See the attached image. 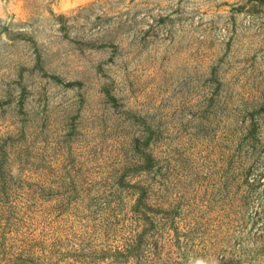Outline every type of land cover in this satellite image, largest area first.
<instances>
[{
    "label": "rangeland",
    "instance_id": "obj_1",
    "mask_svg": "<svg viewBox=\"0 0 264 264\" xmlns=\"http://www.w3.org/2000/svg\"><path fill=\"white\" fill-rule=\"evenodd\" d=\"M41 243L264 264V4L0 0V264Z\"/></svg>",
    "mask_w": 264,
    "mask_h": 264
},
{
    "label": "trees",
    "instance_id": "obj_2",
    "mask_svg": "<svg viewBox=\"0 0 264 264\" xmlns=\"http://www.w3.org/2000/svg\"><path fill=\"white\" fill-rule=\"evenodd\" d=\"M257 1L262 3V4H264V0H257ZM72 85H73V83H68V86H72ZM110 98H111V100H115L113 97H110ZM140 202H142V197H140L138 199V205L140 204ZM2 207H3V205H2ZM137 208H139V207L137 206ZM2 216H3V211H2ZM3 218H4V216L2 217V222L4 220ZM26 245H27V243L25 244V246ZM155 245L157 246L158 244H155ZM137 246H138L139 250L141 251L140 257H141V259H143V257H144L143 254L145 252L144 245L140 241L137 244ZM30 247H31L30 249H25V247L19 248L20 249L19 251L20 252L21 251L24 252L26 255H22V257L20 258V261H19V255L21 253L20 254L16 253L14 260L19 261L18 264H28L30 262H34V261H28V260H36L38 262H42L43 264H50L51 262L55 261V257L50 255L51 249L47 248V246H45L43 243H41V245H40V247L43 248L42 249L43 251H40L39 253H38V250L36 251V247H37L36 244L35 245H33V244L30 245ZM122 249L123 250L118 251L117 253H116V250H113L111 255H110V258L112 257L114 260H116V256L115 255H123V256L125 255V257H129L130 253L134 252L135 250H137V253H138L137 254L136 251H135L136 255L139 256V254H140L139 250L137 248L134 249V247L132 246V243L129 242V241H127L125 243V246L122 247ZM25 250H27V252H25ZM157 252L158 251H156V254H157ZM82 257L84 259H79V261L78 260H74L73 264H89V262L91 260H93V259H91V260L88 261V259L91 257V255H82ZM69 260H71V259H69ZM10 262H11V264H14L13 260H10ZM67 264H69V263H67ZM96 264H98V263H96ZM138 264H139V262H138Z\"/></svg>",
    "mask_w": 264,
    "mask_h": 264
}]
</instances>
